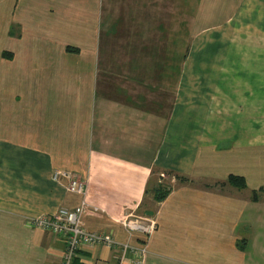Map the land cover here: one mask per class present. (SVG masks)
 I'll return each mask as SVG.
<instances>
[{"label":"crops","instance_id":"0c3cea01","mask_svg":"<svg viewBox=\"0 0 264 264\" xmlns=\"http://www.w3.org/2000/svg\"><path fill=\"white\" fill-rule=\"evenodd\" d=\"M64 172L73 264H264V0H0V264H61Z\"/></svg>","mask_w":264,"mask_h":264},{"label":"built area","instance_id":"2783aa9c","mask_svg":"<svg viewBox=\"0 0 264 264\" xmlns=\"http://www.w3.org/2000/svg\"><path fill=\"white\" fill-rule=\"evenodd\" d=\"M69 190L78 195L82 201L80 205L76 206L73 210H62L54 217H44L36 220L37 227L44 231H48L56 237H63L65 239V252L61 264H73L78 251L84 246H94L98 244L105 245L109 248L120 247L112 237L102 236L95 232H91L83 222L84 213L86 211V185L83 180L70 181ZM123 227L128 231H143L148 233L151 226L144 225L141 221H124ZM153 227V226H152ZM125 249L128 248L135 250V247L130 244L124 245ZM138 251H134L135 256ZM141 255V253H140ZM126 254L121 256L118 264H124ZM141 257H135L134 264H141Z\"/></svg>","mask_w":264,"mask_h":264},{"label":"rangeland","instance_id":"374dc122","mask_svg":"<svg viewBox=\"0 0 264 264\" xmlns=\"http://www.w3.org/2000/svg\"><path fill=\"white\" fill-rule=\"evenodd\" d=\"M183 31H185V27H183ZM184 42H185V39H184ZM172 171L171 170H167V180H169L170 178H168V175L170 176V174L169 173H171ZM173 173H175V172H173ZM75 173H73V172H70L69 174H66L65 172L64 173H62L61 175L64 177L65 175V178H67L68 180V184H70V181L72 182L73 180H79V181H81V180H83L84 182H85V185H86V193H85V197L87 198L88 197V195H89V186H88V181L86 180V178H84V177H82V176H79V175H77V174H75ZM177 174V173H176ZM179 175V174H178ZM71 176V177H70ZM87 181V182H86ZM190 178H189V176L186 174V173H184V174H182V175H179V177L177 178V183H179V184H187V183H190ZM198 185H202V186H207L205 183H203V182H200V183H197ZM209 187H212V186H210V185H208ZM216 187V189H218V190H223L224 191V188H226L225 187V185H220V186H215ZM237 188V187H236ZM67 189H69V185L67 186ZM237 189H239L240 190V188H237ZM70 192H72V191H70ZM73 193V192H72ZM75 194V193H74ZM87 204H88V202H87ZM88 208V205H87V207H86V209ZM86 212V211H85ZM58 213H60V212H58ZM85 214V213H84ZM133 221L134 219L132 218V219H129L128 221ZM260 262H262V261H260Z\"/></svg>","mask_w":264,"mask_h":264},{"label":"trees","instance_id":"16d2710c","mask_svg":"<svg viewBox=\"0 0 264 264\" xmlns=\"http://www.w3.org/2000/svg\"><path fill=\"white\" fill-rule=\"evenodd\" d=\"M229 184L240 189L246 188L245 180L236 176H232L229 178ZM260 194L264 195V188L261 189L259 193H253V200L258 201ZM165 195L166 193H164L162 196H159L158 200L163 199Z\"/></svg>","mask_w":264,"mask_h":264}]
</instances>
